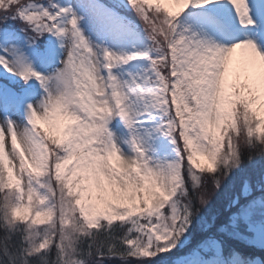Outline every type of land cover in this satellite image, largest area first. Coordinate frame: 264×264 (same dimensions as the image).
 <instances>
[{
  "label": "snow or ice",
  "instance_id": "snow-or-ice-1",
  "mask_svg": "<svg viewBox=\"0 0 264 264\" xmlns=\"http://www.w3.org/2000/svg\"><path fill=\"white\" fill-rule=\"evenodd\" d=\"M264 0H0V264H264Z\"/></svg>",
  "mask_w": 264,
  "mask_h": 264
},
{
  "label": "trees",
  "instance_id": "trees-1",
  "mask_svg": "<svg viewBox=\"0 0 264 264\" xmlns=\"http://www.w3.org/2000/svg\"><path fill=\"white\" fill-rule=\"evenodd\" d=\"M264 164V161H257L256 165H249V170H252L253 168H255L256 170L259 169V167ZM241 250L244 251L245 255H250V256H254V257H260L261 259H264V251H261L259 249H245L243 248V246H240Z\"/></svg>",
  "mask_w": 264,
  "mask_h": 264
}]
</instances>
